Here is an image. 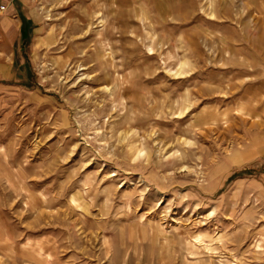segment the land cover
I'll return each mask as SVG.
<instances>
[{
    "label": "rangeland",
    "instance_id": "obj_1",
    "mask_svg": "<svg viewBox=\"0 0 264 264\" xmlns=\"http://www.w3.org/2000/svg\"><path fill=\"white\" fill-rule=\"evenodd\" d=\"M0 1V264H264V0Z\"/></svg>",
    "mask_w": 264,
    "mask_h": 264
},
{
    "label": "crops",
    "instance_id": "obj_2",
    "mask_svg": "<svg viewBox=\"0 0 264 264\" xmlns=\"http://www.w3.org/2000/svg\"><path fill=\"white\" fill-rule=\"evenodd\" d=\"M11 28L10 21L7 17H0V30H9ZM8 36H7V41H8Z\"/></svg>",
    "mask_w": 264,
    "mask_h": 264
},
{
    "label": "built area",
    "instance_id": "obj_3",
    "mask_svg": "<svg viewBox=\"0 0 264 264\" xmlns=\"http://www.w3.org/2000/svg\"><path fill=\"white\" fill-rule=\"evenodd\" d=\"M6 8V5L4 2L0 1V13L4 12Z\"/></svg>",
    "mask_w": 264,
    "mask_h": 264
},
{
    "label": "trees",
    "instance_id": "obj_4",
    "mask_svg": "<svg viewBox=\"0 0 264 264\" xmlns=\"http://www.w3.org/2000/svg\"><path fill=\"white\" fill-rule=\"evenodd\" d=\"M23 32H24V24H23Z\"/></svg>",
    "mask_w": 264,
    "mask_h": 264
},
{
    "label": "bare ground",
    "instance_id": "obj_5",
    "mask_svg": "<svg viewBox=\"0 0 264 264\" xmlns=\"http://www.w3.org/2000/svg\"><path fill=\"white\" fill-rule=\"evenodd\" d=\"M182 68V67H181ZM179 71V70H178ZM178 71H176V72H178Z\"/></svg>",
    "mask_w": 264,
    "mask_h": 264
}]
</instances>
